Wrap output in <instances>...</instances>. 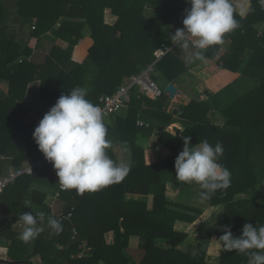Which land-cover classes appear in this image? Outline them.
I'll list each match as a JSON object with an SVG mask.
<instances>
[{"label":"trees","instance_id":"16d2710c","mask_svg":"<svg viewBox=\"0 0 264 264\" xmlns=\"http://www.w3.org/2000/svg\"><path fill=\"white\" fill-rule=\"evenodd\" d=\"M248 3L245 15L239 13L241 3L234 6L238 26L226 33L224 40L232 43L228 51L216 56L220 45L209 47L205 58L215 59L220 69L237 70L257 81L258 85L241 96L228 95L222 100L219 111L228 117V126L211 121L208 112L214 110L212 94L203 100L192 99L179 105L176 114L167 112L170 101L163 93L156 99L144 96L137 87L129 90L128 108L124 116L116 115L115 124L120 131V143L128 145L132 163L126 177L119 183L96 192L79 195L75 190L64 191L62 212L73 208L74 222L78 229L75 240L70 239V223H62L57 235L46 226L32 242L23 243L15 227L18 207L29 194L32 182L57 189L56 170L39 150L32 133L35 121L26 122L28 106L40 98L45 105L53 106L61 95L75 87H87L89 99L99 104L102 94H113L121 87L124 77L138 74L155 60L154 52L166 45L171 47L156 63L152 78L155 82L180 83L190 66L172 51L176 48L170 35L179 29L178 23L191 5L187 0H0V84L6 83L5 94L0 90V153L19 165L26 159H41L30 175L23 174L0 193V200L9 202L1 234L9 241V261L0 264H209L206 261L207 243L188 245L182 249L186 234L174 229L175 221L193 222L201 210L176 202L166 195V184L175 182L199 197L201 189L195 184H181L175 178L174 161L182 150L185 135L195 145L203 140L223 146L219 162L230 170L231 183L227 189L218 190L207 205L224 206L221 224L230 226L234 236L241 235L245 223L264 226V31L258 33L252 22L264 27V9L258 0H241ZM147 6L157 11L146 12ZM110 9L116 16L113 24L104 22V11ZM65 17L59 28L54 24ZM36 21L30 42L22 41V26ZM88 25L93 44L83 62L72 61L74 46L83 37ZM66 41L61 48L52 45L42 61L28 60L38 40L45 32ZM36 40V44L34 42ZM251 50V55H247ZM246 54V55H245ZM240 60V62H238ZM196 64V63H195ZM156 73V75H155ZM39 82L38 93L27 100L29 84ZM158 83V85L164 89ZM226 96V95H225ZM224 97V96H223ZM218 109V108H217ZM142 114L148 126L137 125ZM112 114V113H111ZM111 131L112 126L105 124ZM162 132L154 133V127ZM169 130L177 131L172 137ZM138 135H155L170 153L160 161L146 162V151L135 144ZM28 150V152L26 151ZM108 154L114 160L112 149ZM117 162V161H116ZM126 193L152 195V206L145 202L124 200ZM44 193L33 191V202L41 203ZM110 233V241L105 237ZM138 236L144 256L136 261L128 253L129 239ZM86 241L90 250L83 257H76L79 245ZM28 250V251H27ZM218 264H247L248 257L221 250Z\"/></svg>","mask_w":264,"mask_h":264},{"label":"clouds","instance_id":"9594fccd","mask_svg":"<svg viewBox=\"0 0 264 264\" xmlns=\"http://www.w3.org/2000/svg\"><path fill=\"white\" fill-rule=\"evenodd\" d=\"M184 27L170 35V40L183 52V62L190 65L205 59L204 52L223 44L224 35L238 26L232 0H187ZM264 9V0H258ZM170 48V47H169ZM87 87H75L61 95L35 127L32 136L46 160L52 163L61 191L75 190L77 194L96 192L121 182L131 165L114 161L108 154L111 141L99 106L87 99ZM175 137L177 131L169 130ZM182 150L174 161L177 182L198 185L200 200L207 201L218 190L227 189L231 172L220 162L223 146L203 140L193 145L183 137ZM23 243L34 241L46 226L54 234L62 231V223L43 211L23 212L19 216ZM219 237L223 252H237L248 257L247 264H264V226L245 223L241 235L234 236L230 226H223Z\"/></svg>","mask_w":264,"mask_h":264},{"label":"crops","instance_id":"0c3cea01","mask_svg":"<svg viewBox=\"0 0 264 264\" xmlns=\"http://www.w3.org/2000/svg\"><path fill=\"white\" fill-rule=\"evenodd\" d=\"M242 1L239 0V3ZM248 10V3L242 2L239 13L242 15H245ZM150 11V10H148ZM65 20V17H60V19L54 24V28H59L62 22ZM111 20L112 22H109ZM116 20V16L111 14L110 9H105L104 11V22L107 24H113ZM36 25V21L33 19L31 22H26L22 26V41L30 42V34L32 31V26ZM258 33H261L264 31V27L262 24L257 23ZM262 29V30H261ZM83 37L79 40V42L74 46L71 59L72 61L81 63L86 58L88 49L93 44V40L91 38V30L88 25H85L82 30ZM39 48L34 49L32 54L28 57V60H33L35 62L42 61L45 58V55L47 51H49L50 47L52 45L59 46L61 48H65L68 43L59 37L53 35L50 31L45 32L41 35L40 40H38ZM232 43V40L228 37L224 40L223 44L219 49H217L216 56H220L225 54L230 44ZM36 44V40L34 42V45ZM262 48H264V43H261ZM179 48H176V50ZM247 55H251V50L246 53ZM245 54V55H246ZM178 57L183 60V54H181V50ZM215 57L214 59L211 58H205L203 61H199L196 65L190 67L191 69L186 73L183 74L181 77L180 83L176 82L173 83L180 91V101H174L170 98V101L167 105L166 111L167 112H173L176 114L178 111V106L181 105H187L192 99H199V100H205L209 93L212 94V98L214 100V97L216 101L214 102V110H211L208 112V117L211 119L212 122L219 124L223 127L228 126V117L222 114L219 109L222 104V100H227L228 95H235V96H241L243 93H246L248 90H251L252 88L256 87L258 85L257 81L253 80L252 78H249L248 76L241 74V65H239L237 70L229 71L225 69H220L215 65ZM213 60V61H211ZM240 62V60H238ZM201 64H205V66H202L201 72L197 71L195 66H199ZM191 65V64H190ZM189 65V66H190ZM199 69V68H198ZM130 77H124L123 81L121 83V86H125L129 83ZM183 79V80H182ZM187 79H190L191 81L187 83ZM239 79V81H236ZM243 79V80H241ZM248 82V84L246 83ZM166 82V81H165ZM167 85V83H165ZM190 84V85H188ZM165 85V86H166ZM38 86L39 82H33L28 85L26 96L27 100L30 99L31 96L38 93ZM7 84L2 82L0 84V90L3 92V94L7 91ZM226 95V96H225ZM224 96V97H223ZM40 99V98H39ZM34 102V103H33ZM48 105H45V102L41 99L38 100L37 98L35 101H32V103L28 106V109L30 112L25 116V121H35V112L38 109L44 108ZM128 108L127 103L123 107H121L118 111L108 115L104 116V123L111 125L112 129L107 134V139L111 141V148L114 158L117 162H124L131 165L132 163V152L128 145H124L120 143V131L117 129V126L115 124V118L116 115L124 116L126 113V110ZM218 108V109H217ZM143 115L139 113L137 121H142L148 126V123L145 122V120L142 118ZM36 127V122H35ZM35 129V128H34ZM163 129L160 127H154L153 132L158 133L162 132ZM134 142L136 145H138L140 148L144 149L146 151L144 157L146 158V162H151L152 160L160 161L164 159L166 156L169 155L170 150L161 144L155 135H138ZM2 154V153H1ZM264 157V152L262 153ZM4 155V154H3ZM4 159L0 161V174L5 173L9 171L10 169L14 168H23L25 166H28L32 162H39L42 161L41 159H26L24 161H21L19 165H14L12 163V159L10 157H6L4 155ZM59 179V178H58ZM14 183V182H13ZM12 183V184H13ZM264 183V182H263ZM56 190L53 188H50L44 184L41 183H34L32 182L29 186V194L24 199L20 207H18L17 210V219L15 223V227L18 229V232H20L21 229V221L19 220V216L23 212H32L34 215L37 212L43 211L46 213V215L50 216L51 210L47 206V201L52 195V192ZM33 191H40L44 193V197L41 201V203L33 202L31 199V193ZM166 195L168 198L185 204L189 206H193L195 208H198L201 210L200 214L197 216V218L191 222H183V221H175L174 229L180 232H184L187 236L184 240V244L182 246V249H187L188 245H197L199 241H203L204 243H207V253H206V261L209 264H218V259L220 256V252L222 250L221 242L219 241V237L222 233L221 224L224 218V206L223 205H216V206H207L205 202L201 201L200 198L195 195L191 190L180 187L175 182L169 181L166 184ZM124 200H133V201H141L145 202L147 205V208H151L152 206V195H142V194H135V193H126L124 195ZM1 201V200H0ZM64 199L59 198L55 204H54V211H61L64 207ZM3 229V224H0V239L2 237L3 240H0V262L1 261H9L10 257L8 256V244L9 241H6V239L1 234V231ZM105 237L108 241H110V233H106ZM28 251V250H27ZM128 253L134 257H136V261H140L144 256V250L140 247V239L138 236H132L129 239V244L127 247ZM83 257V256H82ZM134 259V258H133ZM98 264H106L103 261H99Z\"/></svg>","mask_w":264,"mask_h":264},{"label":"built area","instance_id":"2783aa9c","mask_svg":"<svg viewBox=\"0 0 264 264\" xmlns=\"http://www.w3.org/2000/svg\"><path fill=\"white\" fill-rule=\"evenodd\" d=\"M234 6H237L239 0H232ZM191 7V6H190ZM189 7V8H190ZM32 28L34 29L35 26L33 24ZM174 45V44H173ZM171 49L166 45H163L160 48H157L154 52L155 60L152 63L147 64L141 72L138 74L132 75L129 78V83L125 86H121L118 90H116L113 94H102L99 97V106L102 110L104 116H108L111 113L118 111L121 107L125 105V103L129 100V90L131 87L135 86L138 90L148 98L156 99L160 97L164 93V89L161 88L152 78L151 74L155 71V63L167 52ZM137 125L142 126L146 125L142 121H137ZM5 157L3 154L0 153V161L3 160ZM42 161L39 162H32L28 166L23 168H14L10 169L9 171L0 174V193L15 180L22 176L23 174L30 175L33 171L35 166H40ZM64 191L58 188L52 192V195L47 201V206L51 210L50 216L57 218L59 221L64 222L67 221L70 223V239L75 240L78 236V229L73 220V208L71 207L70 210L67 212L62 211H54V204L55 202L61 197V193ZM80 251L76 255V257H82L85 254V251L90 250V246L87 244L86 241H83L80 245Z\"/></svg>","mask_w":264,"mask_h":264},{"label":"water","instance_id":"95a60500","mask_svg":"<svg viewBox=\"0 0 264 264\" xmlns=\"http://www.w3.org/2000/svg\"><path fill=\"white\" fill-rule=\"evenodd\" d=\"M164 93L174 101H180L181 91L172 83L169 82L164 87ZM51 106H46L44 108L38 109L35 112V122L38 126L39 121L42 119L43 115L50 110ZM9 202L7 200L0 201V224H3L7 212Z\"/></svg>","mask_w":264,"mask_h":264},{"label":"rangeland","instance_id":"374dc122","mask_svg":"<svg viewBox=\"0 0 264 264\" xmlns=\"http://www.w3.org/2000/svg\"><path fill=\"white\" fill-rule=\"evenodd\" d=\"M146 10V12L149 14L150 12H155V11H157L158 9H157V7L155 8V7H153V6H147V8L145 9ZM148 10H150V11H148ZM109 22H112L111 20H109ZM28 23V22H27ZM177 23H178V26H179V28H183V26L181 25V23H179L178 21H177ZM258 25H257V22H252L251 23V27L253 28V29H256V30H258V27H257ZM262 30V29H261ZM174 54H179L180 53V49H177L176 50V48H174L173 49V51H172ZM181 54H183V52L181 51ZM211 61H213V60H211ZM199 61H196L195 63L197 64ZM195 64V65H196ZM202 66H205V64H201V65H199V66H195V68H196V70L198 71H200L201 72V68H202ZM199 68V69H198ZM191 69V68H190ZM198 71V72H199ZM153 74V73H152ZM152 74H151V78H152ZM155 75H156V73H155ZM245 75V74H244ZM153 79V78H152ZM154 80V79H153ZM183 80V79H182ZM241 80H243V79H241ZM191 80L190 79H187V83L188 82H190ZM236 81H239V79H237ZM157 84L159 83L160 85H161V83H162V86H164V80L163 79H159V82H156ZM246 83L248 84V82L246 81ZM188 85H190V84H188ZM38 100H40L41 101V99H39V98H37ZM34 103V102H33ZM26 151L28 152V150L26 149ZM6 193H9L10 192V190L11 189H9V187H7L6 189ZM205 202V201H204ZM206 204V203H205ZM207 206H209V205H207ZM0 240H3L2 239V237H1V239ZM131 255H133V254H131ZM79 258V257H78ZM133 258H134V260H136L135 258L136 257H134L133 256Z\"/></svg>","mask_w":264,"mask_h":264}]
</instances>
